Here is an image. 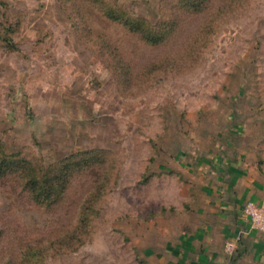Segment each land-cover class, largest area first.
Returning <instances> with one entry per match:
<instances>
[{
	"label": "rangeland",
	"instance_id": "obj_1",
	"mask_svg": "<svg viewBox=\"0 0 264 264\" xmlns=\"http://www.w3.org/2000/svg\"><path fill=\"white\" fill-rule=\"evenodd\" d=\"M0 1L6 149L60 159L104 148L118 174L73 236L90 175L74 181L64 206L50 208L0 178V264H229L243 256L253 262L257 235L244 238L256 231L252 221L243 210L242 224H233L221 203L228 201L230 166L264 179V0L219 13L218 31L192 67L174 57L204 15L162 47L117 32L133 65L126 91L119 87L126 74L116 79L91 49L100 39L81 33L84 23L110 28L96 10L84 22L68 0ZM110 1L157 21L163 0ZM225 2L214 0L211 9ZM172 55L175 62L160 61ZM229 241L236 243L232 251Z\"/></svg>",
	"mask_w": 264,
	"mask_h": 264
},
{
	"label": "trees",
	"instance_id": "obj_2",
	"mask_svg": "<svg viewBox=\"0 0 264 264\" xmlns=\"http://www.w3.org/2000/svg\"><path fill=\"white\" fill-rule=\"evenodd\" d=\"M68 1L72 2L71 8L84 22L92 20L89 11L96 10L104 22L110 24L109 29H98L84 23L81 33L100 39V43H93L95 45H91V49L104 58L116 79L121 74H126V82H118L119 87L125 91L132 87L133 65L129 53L118 43L119 36L114 34L122 31L147 45L162 47L170 45L172 41L175 43L194 17L204 15V21L185 36L178 57H174L176 63L182 60L192 67L203 58L205 49L218 31L219 13L228 7L245 3L244 0H226L225 3H219L214 11L211 9L214 8V0H163L159 20L152 21L146 16L131 13L123 5L110 0ZM0 2L6 4V1ZM9 38L7 36L5 39ZM160 61L175 62L173 55L170 58L161 57ZM157 64V60L149 63L143 69L141 79L151 75ZM114 161L112 152L104 148L77 150L60 159H48L44 155L31 154L24 148L9 152L0 140V178H11L16 189L42 207L50 208L55 204L64 206L74 181L83 175H90L88 194L79 208L71 236L75 232L80 234L81 229L84 230L93 214L86 215V211L98 210L95 206L96 200L116 182L118 174ZM231 169L233 168L230 166Z\"/></svg>",
	"mask_w": 264,
	"mask_h": 264
},
{
	"label": "crops",
	"instance_id": "obj_3",
	"mask_svg": "<svg viewBox=\"0 0 264 264\" xmlns=\"http://www.w3.org/2000/svg\"><path fill=\"white\" fill-rule=\"evenodd\" d=\"M236 168L237 169H231L229 171L231 179L226 185H224L228 201L225 204L221 203V207L225 208L230 214L233 224L241 225L242 221H240L241 219L239 218H246V215L243 212L244 206L241 205V201H244L245 203V201L247 202L248 200L256 202L264 200V179L257 177L253 171L247 173L248 167L246 166L238 165ZM231 192H235V194H232L231 196ZM215 203H220V199H215ZM253 235H257L255 237V240H257L253 242V245L250 248V254L253 255L254 261L249 263L243 256V259L239 258L240 260L238 259V262L231 261L229 264H264V230H256L254 231V234H251V232L247 233L244 235V238L248 241V238H254ZM241 256L239 255L238 257Z\"/></svg>",
	"mask_w": 264,
	"mask_h": 264
},
{
	"label": "built area",
	"instance_id": "obj_4",
	"mask_svg": "<svg viewBox=\"0 0 264 264\" xmlns=\"http://www.w3.org/2000/svg\"><path fill=\"white\" fill-rule=\"evenodd\" d=\"M244 212H246L256 230H264V202L257 203L249 200L244 207ZM235 246L234 241L227 242L228 250L232 251Z\"/></svg>",
	"mask_w": 264,
	"mask_h": 264
}]
</instances>
